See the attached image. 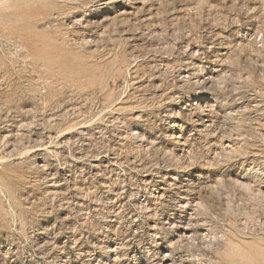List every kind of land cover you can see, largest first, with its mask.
<instances>
[{
    "label": "rangeland",
    "instance_id": "rangeland-1",
    "mask_svg": "<svg viewBox=\"0 0 264 264\" xmlns=\"http://www.w3.org/2000/svg\"><path fill=\"white\" fill-rule=\"evenodd\" d=\"M165 253L264 264V0H0V264Z\"/></svg>",
    "mask_w": 264,
    "mask_h": 264
},
{
    "label": "bare ground",
    "instance_id": "bare-ground-1",
    "mask_svg": "<svg viewBox=\"0 0 264 264\" xmlns=\"http://www.w3.org/2000/svg\"><path fill=\"white\" fill-rule=\"evenodd\" d=\"M163 257V264H173L174 260L171 257V254L165 253ZM162 261V260H161Z\"/></svg>",
    "mask_w": 264,
    "mask_h": 264
}]
</instances>
